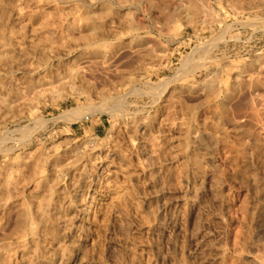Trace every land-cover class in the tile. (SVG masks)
Returning a JSON list of instances; mask_svg holds the SVG:
<instances>
[{
    "label": "rangeland",
    "instance_id": "rangeland-1",
    "mask_svg": "<svg viewBox=\"0 0 264 264\" xmlns=\"http://www.w3.org/2000/svg\"><path fill=\"white\" fill-rule=\"evenodd\" d=\"M0 98V264H264V0H0Z\"/></svg>",
    "mask_w": 264,
    "mask_h": 264
},
{
    "label": "bare ground",
    "instance_id": "bare-ground-1",
    "mask_svg": "<svg viewBox=\"0 0 264 264\" xmlns=\"http://www.w3.org/2000/svg\"><path fill=\"white\" fill-rule=\"evenodd\" d=\"M206 53V52H205ZM204 53V54H205ZM203 55V54H202ZM188 56V55H187ZM185 58H187V57H185ZM188 58H189V56H188ZM187 58V59H188ZM191 58V57H190ZM203 58V57H202ZM192 59L193 58H191V61H192ZM190 60V59H189ZM188 60V61H189ZM194 60V59H193ZM191 61H190V63H191ZM183 62H185V61H183ZM187 63V62H186ZM190 63H188L187 65H190ZM188 67V66H187ZM185 68V67H184ZM22 97H24V96H22ZM118 97V96H117ZM116 97V98H117ZM122 98V97H121ZM1 99V98H0ZM25 100V99H23V98H20L19 100H20V102H22V100ZM106 99V98H105ZM104 99V100H105ZM126 99V98H125ZM116 100V99H115ZM123 100H124V97H123ZM14 101V100H13ZM12 101V103L11 104H13L14 102ZM117 101V100H116ZM121 101V100H120ZM1 103H4V102H2V100L0 101ZM106 102V101H105ZM5 103H7V102H5ZM8 103H10V102H8ZM16 103V102H15ZM14 103V104H15ZM116 103V102H115ZM120 103H123V102H120ZM117 104H118V102H117ZM95 106V105H94ZM110 107V106H109ZM81 108H83V107H81ZM81 108H74V109H72V110H70L69 112H64V114L66 113V114H68V115H70V116H73V117H75V118H78V117H80L82 114H84L85 112H84V110H82ZM97 108V107H96ZM94 109V107H90L89 108V111H91V110H93ZM108 109V108H107ZM86 111V110H85ZM87 112V111H86ZM93 112V111H92ZM69 116V117H70Z\"/></svg>",
    "mask_w": 264,
    "mask_h": 264
}]
</instances>
